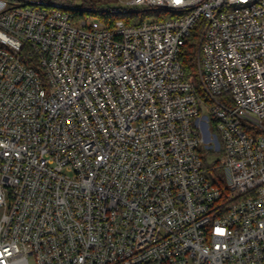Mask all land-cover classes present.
Segmentation results:
<instances>
[{"label":"built area","instance_id":"1","mask_svg":"<svg viewBox=\"0 0 264 264\" xmlns=\"http://www.w3.org/2000/svg\"><path fill=\"white\" fill-rule=\"evenodd\" d=\"M0 264H264V0H0Z\"/></svg>","mask_w":264,"mask_h":264},{"label":"trees","instance_id":"2","mask_svg":"<svg viewBox=\"0 0 264 264\" xmlns=\"http://www.w3.org/2000/svg\"><path fill=\"white\" fill-rule=\"evenodd\" d=\"M37 1H48V2L60 3V4H64V3L69 4V3L73 2V0H37ZM91 3H89V4H91ZM89 4H87L86 1L85 2L82 1L81 4H78V5L87 6ZM82 14L83 15H85V14L92 15L93 13L83 11ZM98 15H100V17H107L108 16V14H104V13H99ZM154 15H157L158 17H165V15L162 12H157V11H153V10L138 12L134 16L137 17L136 19L142 20V19L146 18L147 16H154ZM111 17L116 18V17H123V16L120 13H116L114 15H111ZM198 33H199V31H198V25H197L195 27V29L187 37L185 44L182 47V52H181L180 58H181L182 63L184 64L185 71H186L187 75H195L196 74V70H197L196 53H197L198 42H199ZM207 156L208 155H205L204 162H205V167H207V169H209V167L211 165L207 160ZM213 171L218 172L219 170L213 169Z\"/></svg>","mask_w":264,"mask_h":264},{"label":"rangeland","instance_id":"3","mask_svg":"<svg viewBox=\"0 0 264 264\" xmlns=\"http://www.w3.org/2000/svg\"><path fill=\"white\" fill-rule=\"evenodd\" d=\"M26 1V0H25ZM82 1H86V3L87 4H89V3H91V4H89V5H87V6H85V7H88V8H91V7H98V8H104V9H113V8H115V7H118V6H120L121 4H122V1L124 2V1H126V0H73V2L72 3H69V4H71V5H74V4H81V2ZM16 1H14V3H15ZM64 4H68V3H64ZM170 13H166V15H169ZM220 175L222 176V177H226V172H225V170H221L220 171Z\"/></svg>","mask_w":264,"mask_h":264}]
</instances>
